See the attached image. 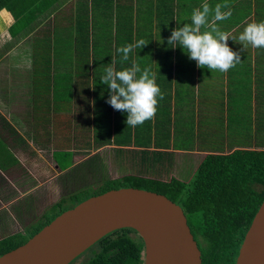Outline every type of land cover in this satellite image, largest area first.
<instances>
[{"label":"crops","instance_id":"obj_1","mask_svg":"<svg viewBox=\"0 0 264 264\" xmlns=\"http://www.w3.org/2000/svg\"><path fill=\"white\" fill-rule=\"evenodd\" d=\"M62 1V10L51 11L42 25L35 20L24 32L11 35L10 47L22 59L4 58L6 51L0 58V239L27 232L58 200L87 184L91 177H80L90 173L84 166L89 159L118 165V170L135 162L130 153L120 154L114 148L134 151L146 146L168 152L164 163L167 157L175 162L173 151L178 152L177 164L185 158L192 165L194 160V169L210 152L264 149V57L257 56L262 49L249 45L240 52L241 63L222 73L198 67L181 46L167 43L174 28L191 22L194 9L205 2L214 9L231 0H111L112 33L127 35L123 46L144 40L146 44L135 49L129 60L137 63L136 52H147L149 58L139 64L155 73L163 94L154 119L145 122L149 126L138 137L132 132L123 145L95 140L83 124L87 113H114V108L103 106L105 91L98 79L103 76L102 60H96L95 76L87 77L81 60L71 58L77 49L69 44L75 15L70 12L72 0ZM239 2L253 6L259 1ZM250 18L245 16L230 28L224 21L217 25L238 37L247 23L256 22ZM26 40L28 53L19 46ZM227 43L233 51L243 48L231 38ZM107 45L96 48L117 50L114 42ZM168 50H172L170 88L166 74L157 76L158 68L167 67ZM136 138L142 143H135Z\"/></svg>","mask_w":264,"mask_h":264},{"label":"trees","instance_id":"obj_2","mask_svg":"<svg viewBox=\"0 0 264 264\" xmlns=\"http://www.w3.org/2000/svg\"><path fill=\"white\" fill-rule=\"evenodd\" d=\"M258 1L252 6L250 3L231 0L226 4L227 7L222 9L228 11L230 8L232 15L223 21L229 24V28L239 24L245 16L254 17L256 22L264 21V0ZM63 5L62 0H0V11L4 10L11 15L14 23L10 25V30L16 34L24 32L35 20L37 25H42L51 11L62 10ZM70 7V12L75 17L72 16L69 44L77 48L71 52V58L81 60L83 75L95 76L98 71L95 67L96 60H102L103 75L110 65H114L116 70H123L128 67L127 64H132L130 60L122 61V54L116 50L96 48L105 45L106 42L107 47L114 42L119 48L128 39L127 35L118 36V32L112 33L114 10L111 0H72ZM98 28L99 34L96 31ZM261 49L262 51L257 50L258 59L260 56L264 57V48ZM136 54L137 64L143 71L145 66L139 63L147 60L148 54L142 51ZM171 58L172 50H168L167 67L157 70V76L164 74L168 76V88L171 87ZM89 62L92 63V68L89 67ZM98 79L101 80V77ZM156 81L159 86V81ZM87 82L86 86L89 89ZM96 86L95 82H92L95 94ZM99 86L106 92L102 94V102L103 106L107 107L110 105L107 103L110 95L109 86L102 82ZM86 115L82 121L84 125L86 124L87 131L94 134L95 140L102 139L107 144L114 142L123 145V142H128L132 132L138 137V133H142L143 129L149 126L143 123L136 127H127V113L115 109L114 113L107 110ZM135 143L142 142L136 138ZM143 147L134 151L122 147L114 148L115 152L120 154L128 152L132 155L135 162H130V165L134 173L104 178L99 188L92 194L84 193L78 196L76 191L81 190L82 186L72 190L69 196L61 198L41 214L30 230L0 239V255L24 243L56 215L83 199L113 188L135 187L161 193L183 207L191 231L199 242L201 264H233L243 236L264 198V149L237 148L229 153H207L189 180L182 181L175 175L168 176L171 172L172 158L167 157L165 163L162 161L163 155L168 152ZM67 199L71 200V206L66 205V202H69ZM86 250L90 252L82 253L80 258L83 259L78 261L77 258L69 264H143V240L134 229L128 227L105 234Z\"/></svg>","mask_w":264,"mask_h":264},{"label":"water","instance_id":"obj_3","mask_svg":"<svg viewBox=\"0 0 264 264\" xmlns=\"http://www.w3.org/2000/svg\"><path fill=\"white\" fill-rule=\"evenodd\" d=\"M123 227L143 240V264H201L180 205L161 193L119 187L63 210L0 264H68L105 234ZM235 264H264V198L243 236Z\"/></svg>","mask_w":264,"mask_h":264},{"label":"clouds","instance_id":"obj_4","mask_svg":"<svg viewBox=\"0 0 264 264\" xmlns=\"http://www.w3.org/2000/svg\"><path fill=\"white\" fill-rule=\"evenodd\" d=\"M222 7L227 5L217 4L213 9L207 2L203 3L200 8L193 10L190 23L172 30L167 43L172 47L181 46L189 58L197 62L198 67L226 73L241 63L240 52L249 45L252 48H264V21L249 22L238 37L231 36L217 25V21L227 20L232 15L230 8L222 11ZM202 28L205 30L202 31ZM229 38L242 44L243 48L233 51L227 43ZM145 44L141 39L121 46L116 51L122 54V61H128L130 54ZM101 82L110 89L107 103L115 110L127 113V127H136L154 119L159 100L163 99L155 73L147 68L142 71L135 62L123 70H116L114 65H110L105 69Z\"/></svg>","mask_w":264,"mask_h":264},{"label":"rangeland","instance_id":"obj_5","mask_svg":"<svg viewBox=\"0 0 264 264\" xmlns=\"http://www.w3.org/2000/svg\"><path fill=\"white\" fill-rule=\"evenodd\" d=\"M14 23L11 15L4 11L1 10L0 11V58L3 57L2 53H4V51H6V55H4V58H8V59H16L15 57L21 58L22 57L20 55H15V49L14 47H10V43H11V35H12V30H10V25ZM14 34V33H13ZM15 37V36H14ZM8 40V41H6ZM20 49H27V53L30 52V45H28L27 40L25 41L24 45H19ZM39 56V55H37ZM26 58V57H23ZM104 90V88H103ZM106 93V92H105ZM89 140V139H86ZM90 141V140H89ZM209 140L206 138V143ZM107 149V148H106ZM108 150V149H107ZM113 151V150H112ZM173 153L177 156V158H175V162L172 163L171 168V172H169L168 176L170 175H175L176 178L182 180V181H187L189 180L190 176L193 173V169H194V160L192 162L191 165V161L189 159H183V161L180 164H177V161L179 160L178 158V152H174ZM196 159V158H194ZM130 163V162H129ZM86 169L90 170V173H85L83 174L80 178H85L87 179L88 176H90L91 178H89L88 183L87 184H82V189L81 190H77L76 192L78 196L83 195L84 193L86 194H92L94 193L99 186L101 185V183L103 182L102 180L104 178L107 177H117L123 173H134L132 170V166L128 164V166H124L121 170H118V165L115 164H108L106 165V163H104V165L97 161V158H92L89 159L85 165ZM107 167V168H106ZM95 173L93 175V173ZM66 205L67 206H71V200L67 199ZM86 250L83 252V254H87ZM90 252V251H89Z\"/></svg>","mask_w":264,"mask_h":264},{"label":"flooded vegetation","instance_id":"obj_6","mask_svg":"<svg viewBox=\"0 0 264 264\" xmlns=\"http://www.w3.org/2000/svg\"><path fill=\"white\" fill-rule=\"evenodd\" d=\"M181 207V209L183 210V207L182 206H180ZM183 213H184V215H185V217H186V221H187V224H188V226H189V229H190V232H191V234H192V236H193V239L195 240V242H196V245H197V247L199 248V242H198V240L196 239V237H194V234H193V232L191 231V226H190V224H189V222H188V220H187V215H186V212L183 210ZM200 249V248H199ZM239 249V248H238ZM200 251V250H199ZM238 253V252H237ZM82 256V253L80 254V255H78L76 258H74L73 260H75V259H79L78 261H80L81 259H83V257L82 258H80ZM236 256H237V254L235 255V259H236ZM235 259H234V263L233 264H235ZM72 260V261H73ZM70 263V262H69ZM68 263V264H69Z\"/></svg>","mask_w":264,"mask_h":264}]
</instances>
